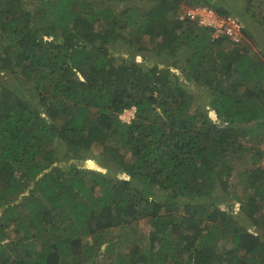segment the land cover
I'll return each mask as SVG.
<instances>
[{
  "label": "trees",
  "instance_id": "1",
  "mask_svg": "<svg viewBox=\"0 0 264 264\" xmlns=\"http://www.w3.org/2000/svg\"><path fill=\"white\" fill-rule=\"evenodd\" d=\"M194 2L264 34V0ZM180 8L0 0V264H264V36Z\"/></svg>",
  "mask_w": 264,
  "mask_h": 264
},
{
  "label": "rangeland",
  "instance_id": "2",
  "mask_svg": "<svg viewBox=\"0 0 264 264\" xmlns=\"http://www.w3.org/2000/svg\"><path fill=\"white\" fill-rule=\"evenodd\" d=\"M28 1H30V0H28ZM256 1H260V0H256ZM212 2H215V0H212ZM220 2L221 3H220V5L218 7H221V6L228 7L227 9H230V8H233L234 7L238 11V10H242V8L245 7V3H244L245 0H220ZM193 3H195L194 0H181V8L178 11V13L180 15V18H186V17H188L190 19H193L192 16H191V14L193 12L197 16L193 20L196 21V23L198 25L201 24V23H209V17L206 15V14L209 13V9L197 7ZM109 4L112 6L113 12H115L117 14H124L131 7V1L130 2L129 1L122 2L119 5H115V4H112V3H109ZM262 12L264 14V5H263V8H262ZM232 17L235 18V19H237V20H239V22H241L240 19H239V17H237V16L234 17L233 15H231V17H228V18H232ZM213 18H215V17H213ZM241 20L243 22V24L241 23L242 26L244 24H246L245 21H244L245 19H241ZM246 22H248V24H247V26H245V25L244 26L245 27H248L249 26L248 27L249 32H251L252 29L250 28V26H252L254 28L252 30V32H255L256 34H260L261 36H264V34L261 33V32H263V30L261 29V27L258 26L259 24H257L254 20L251 19L250 15L247 16ZM203 25L206 26V24H203ZM207 26H209V25H207ZM48 40L49 41H52L50 39H45L44 38V41H48ZM262 48L264 49V46ZM137 60L143 61L144 59L137 57ZM261 140H260L261 144H259L258 147H261L262 144L264 143V138H263L262 141ZM68 149H71V148L68 147ZM64 151L65 150L58 151L57 152V155L63 156ZM74 151H75V149H73L72 151H69V152H74ZM69 154H71V153H69ZM77 154L81 158H87V157H89L88 154L86 152H83V151H78ZM70 162H72V161H68L66 163L64 162L62 165H67L68 166ZM91 162L93 163V166H92V163ZM91 162H89V164L88 163L87 164L85 163L84 167L87 168V170L93 169V170H96V171L105 172L104 170H101L100 168H97L98 167L97 164L95 165V163L93 161H91ZM241 163H242V161H241ZM63 167H65V166H63ZM235 176L236 177L234 178V180L236 182L235 184H237L238 183V178H237L238 177V174H236ZM235 184H232V185H235ZM95 221H97V218L95 219ZM136 228L139 230V232H140L139 235H141V237L136 238L138 236V233L136 234L133 230L132 231L131 230H127L129 232V237L131 239L130 242L129 241H126L127 243L126 242L123 243V241H124L123 238L121 236H119L117 232H116V234L110 233V234L107 235L109 238L113 237V240L115 242L114 252L117 251L116 248H120L121 249V248L127 247V245L129 247L133 246V243L136 244L137 239H138V241H137L138 243H140L142 241L140 243L141 246H144L147 243L146 240H148L147 234H148V231H149V227L146 225L145 221L139 222V225ZM108 237H107V239H108ZM81 238H82L81 239L82 244H88V243L91 242V239H89V237H81ZM142 244H144V245H142ZM104 246L105 245L103 244L101 246V250L99 251V253H97L98 254V257H96V264H106V262H104L103 260H100L99 259V257L101 256V254L105 253L104 252ZM126 250L127 249H123V251H126Z\"/></svg>",
  "mask_w": 264,
  "mask_h": 264
},
{
  "label": "built area",
  "instance_id": "3",
  "mask_svg": "<svg viewBox=\"0 0 264 264\" xmlns=\"http://www.w3.org/2000/svg\"><path fill=\"white\" fill-rule=\"evenodd\" d=\"M206 15L209 17V23H201L202 25L203 24H206V26L209 25L210 27L215 29L217 34H222V35L228 36L234 42H238L239 41L240 35H241L242 25L237 19L228 18L227 17L225 19L224 18H219V19L216 20V19L213 18V14L211 12H209ZM191 16H192L193 19H195L197 17L196 14H194L193 12H192ZM193 19H191V20H193ZM132 115H133V111L132 110H128V111H125L121 115V118L125 122H130V119L132 118ZM260 149H261V151L264 152V143L262 144ZM263 165H264V160H263Z\"/></svg>",
  "mask_w": 264,
  "mask_h": 264
},
{
  "label": "clouds",
  "instance_id": "4",
  "mask_svg": "<svg viewBox=\"0 0 264 264\" xmlns=\"http://www.w3.org/2000/svg\"><path fill=\"white\" fill-rule=\"evenodd\" d=\"M206 9H208V8H206ZM209 12H211V13L213 14V17H215L216 19H219L211 9H209ZM215 18H214V19H215ZM189 19H190V18H189ZM193 21H194V20H193ZM195 23H196V21H195ZM196 24H197V23H196ZM197 25H198V24H197ZM199 26H205V25L199 24ZM206 27L212 28V27H210V26H206ZM213 29H214V28H213ZM220 35H222V34H220ZM224 36H225V35H224ZM227 37H228V36H227ZM228 38L231 40L230 37H228ZM241 38H243V35H242V29H241L240 39H241ZM47 39H48V38H47ZM240 39H239V41H241ZM232 41H233V40H232ZM239 41H238V42H239ZM233 42H234V41H233ZM125 111H128V110H125ZM125 111H124V112H125ZM124 112H123V113H124ZM123 113H122V114H123ZM122 114H121V115H122ZM121 115L119 116L120 120H121L122 122H125V121L121 118ZM132 116H133V115H132ZM130 120H131V119H130ZM125 123H128V122H125ZM260 150H261V149H260ZM261 152H263V151H261ZM263 153H264V152H263ZM263 160H264V155L261 157L260 164L258 165V166H260L262 169H264ZM91 161H92V160H90V159H89V160L86 159L85 163H86V164H87V163L89 164V162H91ZM93 162H94V161H93ZM91 163H92V162H91ZM94 163H95V162H94ZM95 165H96V163H95ZM92 166H93V163H92ZM97 166H98V165H97ZM97 166H96V167H97ZM84 168H85V167H84ZM97 168H99V167H97ZM85 169L87 170V168H85ZM100 169H101V168H100ZM90 170H93V169H90ZM101 170H103V169H101ZM94 171H96V170H94ZM97 172H101V171H97ZM105 172H106V171H105ZM105 172H103V173H105ZM125 179H128V178L125 177Z\"/></svg>",
  "mask_w": 264,
  "mask_h": 264
}]
</instances>
